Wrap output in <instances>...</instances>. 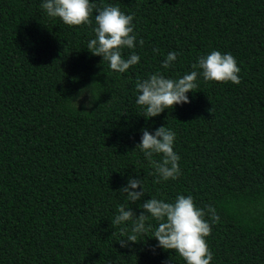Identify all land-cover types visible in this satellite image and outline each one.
I'll list each match as a JSON object with an SVG mask.
<instances>
[{"label":"trees","instance_id":"16d2710c","mask_svg":"<svg viewBox=\"0 0 264 264\" xmlns=\"http://www.w3.org/2000/svg\"><path fill=\"white\" fill-rule=\"evenodd\" d=\"M42 2L0 0V264H186L156 247L155 220L127 247L132 222L112 223L121 205L139 216L143 201L178 195L219 216L210 264H264V0H90L133 16L136 46L122 56L140 60L124 73L87 50L95 10L69 27ZM212 51L235 58L239 84L198 77L190 103L143 117L138 80L182 77ZM88 88L92 109L89 92L76 100ZM161 126L175 133L180 175L154 183L135 146ZM129 178L143 180L136 204L119 192Z\"/></svg>","mask_w":264,"mask_h":264},{"label":"clouds","instance_id":"9594fccd","mask_svg":"<svg viewBox=\"0 0 264 264\" xmlns=\"http://www.w3.org/2000/svg\"><path fill=\"white\" fill-rule=\"evenodd\" d=\"M41 8L50 18H59L65 25L80 26L91 25L90 17L93 11L95 15V27L92 32L95 38L90 39L87 50L93 56H99L109 63L111 70L124 73L131 66L136 65L140 57L132 52L127 59L123 58V49H134L136 36L133 34V16L125 15L118 7L106 6L97 8L90 0H43ZM139 44L143 46L141 39ZM158 52V49H154ZM179 54L169 52L163 60L161 67L170 69ZM192 71L173 79L157 72L147 79L138 80L136 91L138 93L136 103L143 110L144 118L156 117L174 105L188 104L190 100L186 95L194 93L198 87V77L203 82L239 84L240 72L237 62L231 54H221L212 51L205 57H201L191 65ZM85 92H89V100L84 104L85 109H92L95 101L88 89H81L76 100L79 101ZM71 101V100H70ZM77 108V103L71 101ZM89 113L88 111H84ZM146 119V120H147ZM141 142L135 146L143 153L146 160L154 168L152 175L156 176L154 183L175 180L180 175V157L173 150L175 133L166 126L157 128L154 133L147 129H141ZM159 155L160 160H154L153 156ZM143 180L129 178L126 186L119 192L126 194L131 204L141 201L145 195L142 187ZM137 188L140 191H135ZM139 216L128 205L118 208L119 215L113 220L114 225L132 222V229L127 239L119 241L121 247L137 243L138 235L152 230V225L146 223L153 219L157 227L153 231L152 239L157 241L156 247L165 251H174L186 264H210L212 253L206 243V237L211 234L212 225L219 222V216L215 208L206 206L205 209L197 208L191 196L178 195L173 203L150 198L143 201L138 207ZM208 217L206 220L205 217ZM127 232L121 228V236Z\"/></svg>","mask_w":264,"mask_h":264}]
</instances>
